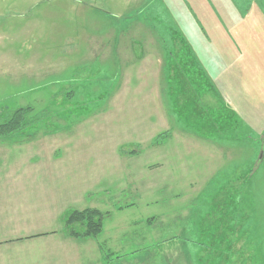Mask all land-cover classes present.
Listing matches in <instances>:
<instances>
[{
    "label": "rangeland",
    "instance_id": "374dc122",
    "mask_svg": "<svg viewBox=\"0 0 264 264\" xmlns=\"http://www.w3.org/2000/svg\"><path fill=\"white\" fill-rule=\"evenodd\" d=\"M242 4L254 23L230 0H0V121L33 109L0 132V181L25 167L85 193L94 181L66 213L100 211L101 232L78 239L105 264H264V0ZM131 150L159 199L99 207L120 190L102 156ZM15 189L0 184V216Z\"/></svg>",
    "mask_w": 264,
    "mask_h": 264
},
{
    "label": "crops",
    "instance_id": "0c3cea01",
    "mask_svg": "<svg viewBox=\"0 0 264 264\" xmlns=\"http://www.w3.org/2000/svg\"><path fill=\"white\" fill-rule=\"evenodd\" d=\"M242 1L230 0L243 21L254 23L253 10L255 5H243ZM261 11L264 17L263 6H261ZM122 154L126 160L128 159L129 163H133V168L130 169L131 174L119 172L122 165H126ZM122 154H112V159H108L105 156L101 158V162H106L109 165H118L115 175L118 183L116 185L120 190L116 196L112 192L111 197H114V199L109 200L108 186L103 196L99 199V207H103V209L108 211L112 208L119 209L116 202L124 201L123 203H125L127 196L130 197L128 202L132 203L139 202L143 195L147 196L146 201H156L159 199L160 194L156 187H163L153 186L152 189H149L151 184L155 185L150 179L149 184H139L140 179L146 177L148 173L142 168L140 162H137L138 153L131 150L129 152L124 151ZM154 163L155 167L160 166L158 164L160 163L159 159ZM166 169L171 172L173 180L181 176L190 175V177H193L197 175L194 168L190 174H187V171H182L179 174L175 173L176 171L172 172L170 167ZM23 170L27 172L20 179L0 181V184L5 185L8 189L12 185L18 187V189H15L18 196L17 199L10 202L13 213L8 214L6 217L0 216V234L8 235L7 240L0 244V264H105L106 261L102 257L99 258L100 253L96 252L97 245L95 243L89 244L86 241L87 239L69 236L63 226L65 213L71 208H80L77 205L79 200L77 196L81 195L84 198L85 195L93 192L92 189L95 182L92 181L90 191L85 193L84 188L78 190L77 187V190H75V182L70 186L69 180L63 178L44 179L48 173L42 172V167H39L37 172H32L26 167ZM101 174L102 176L107 175L104 163L101 166ZM91 176L93 179L92 171ZM111 183H114V180H111ZM187 185H194L193 181H189ZM30 193H32L30 196H25ZM154 194L157 196L154 199L150 198ZM62 197H64V201L61 200ZM92 197V203H95L97 198ZM187 217L184 218L186 219ZM94 249H96L95 253ZM3 253L4 255H11L14 258L13 261H7L5 257H2Z\"/></svg>",
    "mask_w": 264,
    "mask_h": 264
},
{
    "label": "trees",
    "instance_id": "16d2710c",
    "mask_svg": "<svg viewBox=\"0 0 264 264\" xmlns=\"http://www.w3.org/2000/svg\"><path fill=\"white\" fill-rule=\"evenodd\" d=\"M111 16V14H109ZM33 109L30 106H26V108H19L12 113L10 116H5L0 121V132H17L22 130V128L26 127L27 122L25 121L28 113ZM45 115L42 112H38L34 115L31 121L28 122H37L38 120H42ZM165 134H158L154 139V143H160L165 139ZM164 138V139H163ZM163 139V140H162ZM162 140V141H161ZM100 211L97 209H82V210H73L64 215L65 220L63 221V226L65 232L74 238L81 237H95L97 236L102 229L101 215ZM76 222H80L84 230L78 231L74 226Z\"/></svg>",
    "mask_w": 264,
    "mask_h": 264
}]
</instances>
